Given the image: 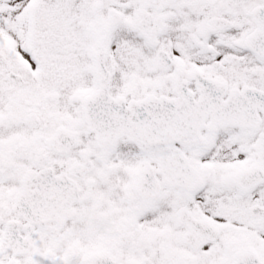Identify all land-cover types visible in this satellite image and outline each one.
Wrapping results in <instances>:
<instances>
[{"label":"snow or ice","instance_id":"6c2138e0","mask_svg":"<svg viewBox=\"0 0 264 264\" xmlns=\"http://www.w3.org/2000/svg\"><path fill=\"white\" fill-rule=\"evenodd\" d=\"M0 264H264V0H0Z\"/></svg>","mask_w":264,"mask_h":264}]
</instances>
